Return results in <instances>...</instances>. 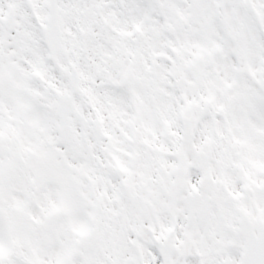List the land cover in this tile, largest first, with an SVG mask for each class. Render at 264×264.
Segmentation results:
<instances>
[{
	"label": "snow or ice",
	"instance_id": "snow-or-ice-1",
	"mask_svg": "<svg viewBox=\"0 0 264 264\" xmlns=\"http://www.w3.org/2000/svg\"><path fill=\"white\" fill-rule=\"evenodd\" d=\"M0 264H264V0H0Z\"/></svg>",
	"mask_w": 264,
	"mask_h": 264
}]
</instances>
